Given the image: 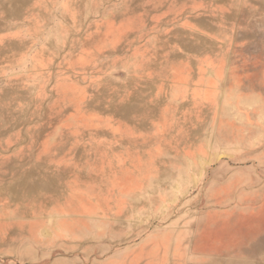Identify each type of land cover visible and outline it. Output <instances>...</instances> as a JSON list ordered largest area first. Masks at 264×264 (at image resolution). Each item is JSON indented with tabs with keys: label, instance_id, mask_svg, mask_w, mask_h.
<instances>
[{
	"label": "rangeland",
	"instance_id": "rangeland-1",
	"mask_svg": "<svg viewBox=\"0 0 264 264\" xmlns=\"http://www.w3.org/2000/svg\"><path fill=\"white\" fill-rule=\"evenodd\" d=\"M0 264H264V0H0Z\"/></svg>",
	"mask_w": 264,
	"mask_h": 264
}]
</instances>
